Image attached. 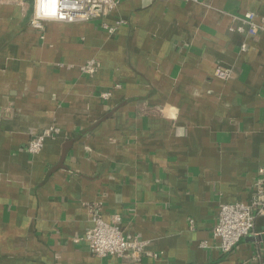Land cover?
Returning <instances> with one entry per match:
<instances>
[{"label": "crops", "instance_id": "0c3cea01", "mask_svg": "<svg viewBox=\"0 0 264 264\" xmlns=\"http://www.w3.org/2000/svg\"><path fill=\"white\" fill-rule=\"evenodd\" d=\"M33 12L0 0V264H264V217L229 254L212 239L264 167V0H120L43 30ZM246 12L256 36L236 30ZM92 206L160 257L94 256L75 241Z\"/></svg>", "mask_w": 264, "mask_h": 264}, {"label": "built area", "instance_id": "2783aa9c", "mask_svg": "<svg viewBox=\"0 0 264 264\" xmlns=\"http://www.w3.org/2000/svg\"><path fill=\"white\" fill-rule=\"evenodd\" d=\"M195 1L197 0H187ZM120 0H33V16L31 26L43 30L44 23L55 21L62 23L92 22L105 17L118 8ZM238 20L241 24L236 28L239 32H247L256 36L262 27L256 22L252 12H246ZM118 21L111 26L105 22L102 26L110 33L115 32ZM248 44L242 45L247 50ZM96 60H89L81 67L84 74L93 76L99 69ZM216 76L227 80L231 71L218 68ZM105 97V96H104ZM61 132L59 127H53L37 135L28 144V151L32 154L40 153L45 141L52 135ZM93 226L82 238L75 241L87 242L90 252L98 257H117L123 260L139 258H159L160 254L153 252L150 242L136 235L126 232L122 226L123 219L120 214H112L105 219L100 206L90 207ZM264 217V167L258 170L257 178L251 186V199L249 202L223 203L219 206L218 219L212 231V239L218 243L219 250L229 254L236 247L241 238L254 235L258 218ZM205 245V244H204Z\"/></svg>", "mask_w": 264, "mask_h": 264}, {"label": "water", "instance_id": "95a60500", "mask_svg": "<svg viewBox=\"0 0 264 264\" xmlns=\"http://www.w3.org/2000/svg\"><path fill=\"white\" fill-rule=\"evenodd\" d=\"M250 236V235H249Z\"/></svg>", "mask_w": 264, "mask_h": 264}]
</instances>
